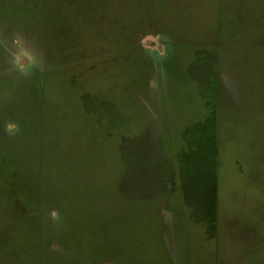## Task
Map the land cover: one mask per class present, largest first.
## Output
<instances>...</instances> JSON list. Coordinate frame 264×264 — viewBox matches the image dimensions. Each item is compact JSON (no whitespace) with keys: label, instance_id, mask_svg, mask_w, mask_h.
<instances>
[{"label":"rangeland","instance_id":"obj_1","mask_svg":"<svg viewBox=\"0 0 264 264\" xmlns=\"http://www.w3.org/2000/svg\"><path fill=\"white\" fill-rule=\"evenodd\" d=\"M0 264H264V0H0Z\"/></svg>","mask_w":264,"mask_h":264},{"label":"clouds","instance_id":"obj_2","mask_svg":"<svg viewBox=\"0 0 264 264\" xmlns=\"http://www.w3.org/2000/svg\"><path fill=\"white\" fill-rule=\"evenodd\" d=\"M9 127H11V126H9Z\"/></svg>","mask_w":264,"mask_h":264}]
</instances>
